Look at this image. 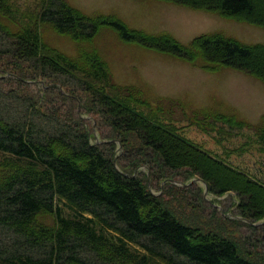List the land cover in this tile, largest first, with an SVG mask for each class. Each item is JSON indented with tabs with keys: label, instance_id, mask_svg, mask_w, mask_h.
<instances>
[{
	"label": "trees",
	"instance_id": "obj_1",
	"mask_svg": "<svg viewBox=\"0 0 264 264\" xmlns=\"http://www.w3.org/2000/svg\"><path fill=\"white\" fill-rule=\"evenodd\" d=\"M169 1L264 27V0ZM5 19L16 22L0 0V264H264L223 227L204 232L164 207L138 168L149 169L154 186L183 176L200 178L216 197L234 194L225 218L245 224L252 244L263 247L264 181L186 138L174 112L165 117L162 99L154 104L142 90L115 82L95 49L83 44L69 55L47 44L40 24L81 43L109 24L125 40L262 79L264 43L215 32L182 44L129 30L113 16H85L65 0H43L27 26ZM81 111L95 114L110 140L94 142ZM239 121L264 144V114L257 124Z\"/></svg>",
	"mask_w": 264,
	"mask_h": 264
},
{
	"label": "rangeland",
	"instance_id": "obj_2",
	"mask_svg": "<svg viewBox=\"0 0 264 264\" xmlns=\"http://www.w3.org/2000/svg\"><path fill=\"white\" fill-rule=\"evenodd\" d=\"M65 1L85 16H113L124 22L129 30L152 36L168 34L182 44H188L199 35L215 32L244 43H264V27L257 23L169 0ZM6 2L16 22L5 21L13 27L31 24L43 5V0ZM40 31L47 44L69 55H77L83 44L95 49L107 63L115 82L142 90L154 104L162 99L166 103L165 117L169 118L172 110L174 119H178L176 125L186 138L264 181V150L261 149L264 144L248 124L241 125L239 121L260 122L264 114V79L237 68L201 67L169 52L125 40L109 24L100 25L94 39L87 43L78 42L70 34L60 33L49 24H40ZM171 100L179 101L180 106L171 108L168 105L177 103ZM183 111L187 114L184 115ZM81 114L94 142L110 140L104 137L111 133L109 128H105L103 135L98 126L100 120L95 114L85 111ZM226 114L234 116L235 121L225 120L223 115ZM128 138L131 144L137 143L133 134H128ZM115 141L120 145L117 148V153H120L122 143ZM138 171L144 178L149 177L150 191L160 197L162 205L183 221L204 232L223 227L228 234L240 238L247 249L254 252V257L259 256L264 262V247L262 243L252 244L249 238L251 230L245 224L225 218L235 208L237 200L234 194L216 197L207 191L201 180H186L183 176L159 181L154 186L146 166H141ZM192 181L195 186L189 187ZM159 185L166 187L160 190ZM45 219L53 221L52 216Z\"/></svg>",
	"mask_w": 264,
	"mask_h": 264
}]
</instances>
